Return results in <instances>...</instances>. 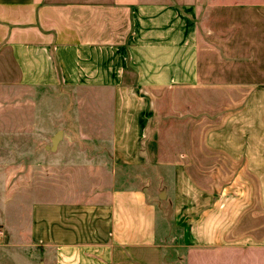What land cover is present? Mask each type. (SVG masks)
<instances>
[{"label": "crops", "instance_id": "obj_1", "mask_svg": "<svg viewBox=\"0 0 264 264\" xmlns=\"http://www.w3.org/2000/svg\"><path fill=\"white\" fill-rule=\"evenodd\" d=\"M1 85L134 97L113 160L149 183L0 193V264H264V0H0Z\"/></svg>", "mask_w": 264, "mask_h": 264}, {"label": "rangeland", "instance_id": "obj_2", "mask_svg": "<svg viewBox=\"0 0 264 264\" xmlns=\"http://www.w3.org/2000/svg\"><path fill=\"white\" fill-rule=\"evenodd\" d=\"M120 89L132 91V82ZM117 93L102 98L99 89L80 86L1 85L0 193L6 191L14 202L36 203L52 198L54 186L63 199L67 192L94 198L111 194L124 186L122 177L128 186L147 185L140 169L127 173L113 160L123 146L112 139L119 134L112 125L133 122L136 116V99ZM153 182L163 188L160 179ZM12 249L10 258L3 250L2 264H42L40 245Z\"/></svg>", "mask_w": 264, "mask_h": 264}, {"label": "water", "instance_id": "obj_3", "mask_svg": "<svg viewBox=\"0 0 264 264\" xmlns=\"http://www.w3.org/2000/svg\"><path fill=\"white\" fill-rule=\"evenodd\" d=\"M60 135H61V132H59L58 135L53 140V146H55V144L57 143V140L59 139Z\"/></svg>", "mask_w": 264, "mask_h": 264}, {"label": "built area", "instance_id": "obj_4", "mask_svg": "<svg viewBox=\"0 0 264 264\" xmlns=\"http://www.w3.org/2000/svg\"><path fill=\"white\" fill-rule=\"evenodd\" d=\"M2 234V231L0 230V235Z\"/></svg>", "mask_w": 264, "mask_h": 264}]
</instances>
